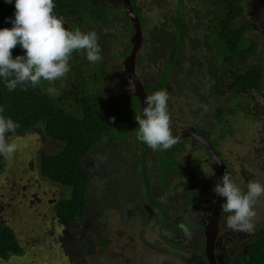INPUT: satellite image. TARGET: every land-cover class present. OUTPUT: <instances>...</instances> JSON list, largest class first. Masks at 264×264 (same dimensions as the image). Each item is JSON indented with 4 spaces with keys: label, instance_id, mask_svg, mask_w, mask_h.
Wrapping results in <instances>:
<instances>
[{
    "label": "rangeland",
    "instance_id": "1",
    "mask_svg": "<svg viewBox=\"0 0 264 264\" xmlns=\"http://www.w3.org/2000/svg\"><path fill=\"white\" fill-rule=\"evenodd\" d=\"M138 2L141 3L139 6L143 23L141 24V30L142 25L146 30L145 34L142 31V34L145 35V42L141 54L146 51L152 54L158 53L155 50L156 48L153 47L160 42L165 45L166 55L168 54L172 48L167 43L170 40L168 34L163 37L157 32V35H149L147 31L151 26L150 24L158 26V23L162 20L166 23L167 32H171L174 25H183L182 23L175 24L178 11L181 12V19L184 18L182 22L189 27H193L192 30L187 29L188 33H197L196 37L188 41L185 46L188 58L193 57L194 68L185 73L188 65L184 64L183 59L175 64L176 68L172 73L173 78L160 91V102L155 110L169 121L171 127H177L182 123L184 124V121L181 120V123L180 120H177V124L174 125L173 116L180 118V114H183L184 120H186L187 110L192 108L193 112L197 114V120L201 125L216 137L214 144L221 151L223 159L226 158L228 163L232 162L234 166L247 160L248 163L245 168L254 169L255 167L252 176L246 178L243 175L240 177L243 183H247L245 186H240L237 183L238 187L229 191L230 199L235 198L240 204L236 207L235 199L228 200V202L233 206L235 205L234 207L239 212L244 213L248 230L253 232L263 229L264 199L253 200V198L250 200V198L254 196V191L256 193L255 197L264 194V157L262 155L264 154V0H244L241 3L243 13L236 20L237 24H247V38H251L256 43V51L251 56L250 62L254 66L257 65L263 73L261 87L259 90L242 87L240 93L230 97H227L230 94L229 84L232 76L229 71L233 70L234 67L227 64L228 68L219 70L216 66L217 62L214 64L218 59L211 53L213 50L212 45L206 43L207 32L205 28L208 23L213 22L215 19L213 12L218 8L216 1L184 0L185 12L182 4L179 7L178 0H138ZM199 8L202 10H199ZM209 8L212 11L208 12ZM126 27L129 30L130 25ZM115 33L116 36L121 37V48L128 42L130 33L124 31L123 25H115ZM184 35L185 33H182L181 40H183ZM118 45L119 41L116 39V44L112 45L111 48L115 46L118 56L122 57L125 51L119 52ZM91 47L92 45H88L87 50L91 51ZM206 56H209V58ZM165 57L167 59L168 55ZM165 57H162L160 61H163ZM146 61L149 64L146 65L144 70L149 71V82L152 85V88L150 89L148 86V89H150V92H159L155 88L156 85L152 83L157 79L159 70L157 63L148 60V58ZM60 70V65L52 66V71L49 73L52 75L53 80ZM199 70L200 73L203 72L200 75H198ZM117 71L122 73L120 70ZM180 74L181 79H178L177 76ZM209 75L212 77H209ZM187 78L191 81H187ZM220 81L224 83L222 91L220 88L222 82ZM218 82H220L219 86L216 84ZM212 83H215L213 90L209 87ZM86 89L90 90V86L87 85ZM55 90L49 88L48 93L52 94ZM211 90L214 92L211 93ZM206 98L207 105H200L205 103ZM249 107H255V110L251 111ZM216 108L222 111L223 118L219 117L220 120L222 119V123L215 118ZM134 118L137 119V115ZM225 118L226 121H224ZM218 126L222 127L219 128ZM138 128L141 129L140 126ZM5 130L9 132V135H7V139H1ZM0 142L1 152L7 160V165L2 169L0 175V220L14 229L21 245L24 247L23 255L11 256L7 260L0 259V264H77L83 260L90 264H175L176 259L167 256V248L162 245L157 233L148 230L147 220L150 218V211H147L148 214L140 221L142 224L144 223L145 230L142 229L134 234H128L126 232L128 227H125V224L117 225L118 221L116 218L114 219L115 215L112 208L116 206L120 210V215L126 217L130 214L128 208L137 203L124 198L125 190H128V193L131 191L130 182L126 185L121 184L122 188L114 191L113 177L106 176L105 173L100 175L99 171H95L94 182L87 190L88 205L86 213L81 215L77 223L67 221L62 217H57L55 212V204L64 195L63 191L55 189L37 171V158L43 153L53 152L58 148V143L53 142L49 137L47 138L38 128L17 135L16 131L5 125H0ZM181 142L171 141L166 143L164 148L170 150ZM105 146V150L111 154L108 160L110 169H112L115 165L113 156L117 161H120V156L124 157L125 152H122V149L120 150L119 140L118 143L116 141L109 142ZM128 149L132 150L133 147H126V150ZM190 149L186 146L180 152V156L185 157L190 153L196 160L201 161L202 154L197 152L196 148ZM131 153L136 157V152L126 153V155L130 156ZM95 159L100 162L104 158ZM133 159L130 160L129 157H126L123 161L133 163ZM154 164L157 176L161 178L164 185H168V181L161 177L165 168L171 170L172 173L179 174L171 156L165 157V155H162L160 159H155ZM126 169L127 167L120 168L123 172ZM197 170L205 172L206 176L203 173L199 174L198 179L194 180L195 183L197 182L196 188L194 185L186 187L187 192L193 190L195 197L196 194L203 195L206 193L204 185L210 172L205 164H199ZM118 172L120 171L116 173ZM182 178L183 175L179 174L175 183ZM171 184L174 183L171 182ZM241 188L243 193L246 189L245 196L242 192L239 193ZM174 190H178V187L175 186ZM34 194L36 198H34ZM191 197L192 195L188 196V198ZM124 204L127 206L125 207ZM240 207L244 211H241ZM96 226L99 228L104 226L102 228L104 232L101 233V236L105 234L109 236L108 230H114L116 226L120 229L124 227L121 236L118 237L123 242L124 247L122 248L119 243L116 248L113 246L114 240L108 238L106 247L99 251L98 247L96 248L97 243L94 238L97 234L95 232ZM82 231H84L83 235L81 234ZM106 235L105 237H107ZM81 244L84 245L85 249L77 248ZM99 245H101V242ZM162 252L165 253L162 254ZM157 253H161V258L156 256ZM174 256L176 255L174 254Z\"/></svg>",
    "mask_w": 264,
    "mask_h": 264
},
{
    "label": "flooded vegetation",
    "instance_id": "2",
    "mask_svg": "<svg viewBox=\"0 0 264 264\" xmlns=\"http://www.w3.org/2000/svg\"><path fill=\"white\" fill-rule=\"evenodd\" d=\"M79 1L81 4L77 3V7L74 9L65 10L61 8L60 2L56 0L55 8L45 12L42 15L41 22L32 20L29 23V25H39V27L34 28L33 35L35 37L43 33L51 37L52 40L55 39L60 42L64 48L71 47L70 57L68 58L67 54H65L63 61L73 62L70 64L69 74L70 71H73L76 74V78L68 76L58 85L57 79L60 76V71L63 70V66H60L61 70L54 80L52 79L56 84V92L53 94V98L59 99L62 107L76 112V109H72L73 102L86 94V96L94 98L98 104L100 103L99 107L107 113L108 119L116 121V118H119V121L116 123L119 129H124L125 122L128 118L132 119L133 115H137V119L135 120L141 127L138 133L135 130L130 131L129 134L118 133L113 139L102 141V145H105L114 141L118 143L119 140L120 150L122 149V152H125L124 157L120 156V161L114 158L115 165L112 169H110L109 157L103 156L104 154L97 149L91 150L83 158L82 164L89 173L90 182L88 185L90 186L94 182L95 171H99L100 175L105 173L106 176L113 177L114 191L122 188L121 184L126 185L130 182L131 191L128 193V190H125L124 198L130 199V202L137 203L128 208L130 214L126 217L120 215V210L116 206L112 208L115 215L114 219L116 218L118 221L117 225L125 224V227H128L126 231L128 234H134L142 229L145 230L144 223L142 224L140 221L148 214L147 211H150V218L147 220L149 225L148 230L157 233L158 237H160V242L167 248V256L176 259L174 261L175 264H249L247 259L248 244L254 240L257 231L264 230V228L253 232L248 230L247 219L244 213L239 212L234 207L235 205L237 207L240 202L235 198H231L235 199V205L233 206L228 200H231L229 191L236 189L238 187L237 183L240 186L247 184L246 182L243 183L240 177L243 175L246 178L252 176L255 167L254 169L245 168V165L248 163L247 160L240 165L234 166L232 162L228 163L226 158L223 159L221 151L214 144L215 136L201 125L197 120V114L193 112L192 108L187 110L186 120H184L183 114H180V118L173 116L174 125L177 124V120L184 121V124L181 121L182 125L180 126H173L176 128L171 127L168 123L169 121L157 113L155 108L160 101L158 100L156 106L151 104V95L154 93L150 92L152 85L149 82V71H145L141 67L140 62L143 59V65H147L149 64L146 61L147 58H151L153 62L157 60L159 55L147 54L145 52L144 54L140 53L139 56V47L135 56L134 72L140 79L143 90L146 92L149 106L156 116L157 127L163 132H176L183 131L184 129L187 130L189 125H191L199 133L205 135L222 161L228 178L227 192L224 201L217 203L216 198L221 187V179L219 178L218 167L216 166L218 163L211 159L205 147L191 135L183 136L176 140L182 141L181 143H177V146H187L188 149L196 148L195 150L202 154L201 161L196 160L190 153L185 157H181V150L177 149L178 147L176 146L172 150L165 149L164 145L166 143L175 140L158 141L154 133L147 129L145 114L141 111L138 98L133 94V87L131 93H124L122 90L123 85L129 81V77L124 70V59L131 47L128 53L122 57L118 56L115 46L111 48L112 45L116 44V39L119 41V52H122L126 48V46L120 48L121 37L116 36L115 25H132L130 18L126 15L127 9L130 7L139 16V6L141 3L138 0ZM216 3L218 4L217 9L226 11L223 2ZM199 10L202 9L199 8ZM123 29L124 31H128L124 27ZM132 34L128 35L130 46ZM181 41V45H187L188 43V40L184 38ZM88 45H92L91 51H87ZM85 55H87L86 58ZM37 59H40L46 65L49 63L37 54L33 64ZM39 65L43 67L42 70L48 69V66ZM117 70H120L122 73H118ZM47 75L52 76L49 72ZM122 76L124 77L122 78ZM157 82L159 80L152 83L156 85ZM131 84L133 85L132 80ZM87 85L90 86V90L86 89ZM148 86L150 89H148ZM49 94L52 95L51 93ZM134 100H136L137 105L135 104L133 108L132 103ZM200 105H207V98L205 103H201ZM221 114L222 111L220 110L218 115H220V118H223ZM226 120L225 118L224 121ZM218 127L221 128L222 126ZM131 146L133 147L132 150H126V147L130 148ZM147 146L148 149L144 150ZM130 152H136V157L132 153L130 156L126 155V153ZM162 155L173 158L179 174L183 175V178L179 182L175 183L179 174L172 173L167 168L164 169L161 177L168 181V185H164L161 182V178H158L154 162L156 158L160 159ZM262 155L264 157V154ZM91 156H93V159ZM99 157H103L104 159L99 162L95 159ZM126 157H129L130 160L134 158L133 163L123 161ZM199 164H205L210 172L204 185L206 193L203 195L196 194L195 197L193 190L187 192L186 187L194 185L196 188L197 182H194L196 171L194 167ZM124 167H127V169L123 172L120 168ZM117 171L120 172L116 173ZM200 172L206 176L205 172ZM101 179L103 178L101 177ZM171 182L174 184H171ZM89 186H87L85 191L86 196ZM175 186L178 187V190H174ZM252 189L254 188L252 187ZM241 192L243 193L242 188L239 193ZM245 193L246 189L243 196H245ZM255 194L254 191V196H251L250 200L253 198V200L264 199V194L260 197H255ZM189 195H192V197L188 198ZM34 198H36L35 194ZM124 205L125 207L127 206L126 204ZM239 209L244 211L242 207ZM85 213L86 208L83 214ZM96 227L95 232L97 234L94 237L97 243L96 248L98 247V250L102 251V247L105 248L106 246L99 245V243L102 239L108 238L105 237L106 234L101 236V233L104 232L102 230L104 226L101 228ZM122 230H124V227L118 229L117 232L122 234ZM81 234L83 235L84 231ZM98 241L100 242L98 243ZM151 241L153 242V240ZM77 248L85 249L83 244ZM164 253L162 252V254ZM160 255L161 253H157L156 256L160 257Z\"/></svg>",
    "mask_w": 264,
    "mask_h": 264
},
{
    "label": "trees",
    "instance_id": "3",
    "mask_svg": "<svg viewBox=\"0 0 264 264\" xmlns=\"http://www.w3.org/2000/svg\"><path fill=\"white\" fill-rule=\"evenodd\" d=\"M40 1L45 0H0V125L8 126L11 130L21 132L29 131L36 125H41L45 135L58 143V148L53 152L41 154L37 158V171L40 176L47 179L55 189H61L63 196L55 204L57 217H62L67 221L74 223L79 222L84 209L88 205V197L85 194L89 186V173L82 164L83 158L94 149L100 141L113 139L118 133H130L135 130L140 131L134 115L125 122L124 129H119L116 121L108 119L109 116L104 112L99 104L94 100L82 95L81 98L73 102L72 109L67 110L62 107L60 100L53 98V94L48 93L49 88L55 90L56 84L52 76L47 73L52 71V66H63L60 76L57 79L58 85L66 77L76 78V74L70 71L71 61H63L64 55L70 57L71 47H63L57 40L46 38H37L28 32L29 22L36 19L37 13L44 6ZM61 8L65 10L77 7L79 0H57ZM179 7L182 4L185 12L184 0H178ZM244 0H222L226 11L215 9L213 14L215 19L206 25L207 39L206 43L213 45L216 49L211 53L219 58L216 64L219 70L228 68L231 64L233 70L231 83L229 84L230 94L227 97L240 93V88L259 90L263 73L259 67L250 62L251 56L256 51V43L251 38H247V24H237V18L243 13L241 3ZM177 11L178 8L176 7ZM212 11L211 8L208 12ZM165 15V14H163ZM142 23L141 15L138 16ZM184 19V18H182ZM181 19V12L177 13L176 23L183 25H174L171 32H167L164 20L158 23V26H151L148 29L149 35L161 34L163 37L168 34L171 50L168 52L166 59L165 45L161 42L155 45L158 52L153 55H159L157 63L159 74H157L156 89L159 92H153L151 95V104L157 105L160 98L159 94L163 87L169 84L175 64H178L181 58L178 56L184 50L181 46L182 33H185L184 39L193 40L197 33H188L187 29L192 30L184 24ZM186 19V18H185ZM129 26V25H126ZM123 27L127 30V27ZM129 33H133V27L128 28ZM142 31L146 32L142 25ZM157 32V33H156ZM167 32V33H166ZM145 35L142 34L140 51L144 48ZM126 46V48H124ZM124 55L128 53L130 46L128 42L122 46ZM88 51V50H87ZM147 54H152L146 51ZM49 62L42 63L37 59L33 64L36 55ZM88 55V54H87ZM85 55V58L87 57ZM140 56V55H139ZM165 57L163 61H160ZM209 58V56H206ZM140 59V57H138ZM194 68L193 57L189 58ZM151 61V58H148ZM141 59V67L144 69ZM39 64L48 66L47 70H42ZM215 64V62H214ZM183 71L181 72V74ZM199 73L198 75L202 74ZM178 79H181L180 76ZM209 77H212L209 75ZM31 79V83L28 79ZM162 78V79H161ZM128 82L123 85L124 93H131L133 85L128 78ZM222 88L224 86L223 81ZM218 82V86L220 84ZM54 83V84H53ZM37 84V86H35ZM212 83L211 85H214ZM178 86V85H177ZM179 87V86H178ZM243 91V90H242ZM63 100V99H62ZM136 100L132 106L137 105ZM56 105V106H54ZM103 106V105H102ZM106 108V107H105ZM218 109V108H216ZM249 110H255V107H249ZM243 114L242 112H237ZM243 118V117H242ZM216 119L220 121L219 117ZM1 139H7L8 131H4ZM216 138V137H215ZM218 138V137H217ZM116 139V138H115ZM1 143V142H0ZM177 147V146H176ZM148 149V146L144 150ZM179 150L185 149V146H178ZM172 150V149H171ZM7 165V160L0 149V175L2 169ZM198 175V174H197ZM196 180L198 177L196 176ZM108 230L107 238L113 239V246L118 247L123 242L118 238L121 236L117 230ZM108 239H102L101 245H107ZM104 247H102L103 249ZM115 248V251H116ZM24 254V247L21 245L14 229L7 223L0 220V259L7 260L11 256H20ZM119 256V255H118ZM247 259L249 264H264V230L257 231L255 238L248 244ZM77 264H90L84 260Z\"/></svg>",
    "mask_w": 264,
    "mask_h": 264
},
{
    "label": "water",
    "instance_id": "4",
    "mask_svg": "<svg viewBox=\"0 0 264 264\" xmlns=\"http://www.w3.org/2000/svg\"><path fill=\"white\" fill-rule=\"evenodd\" d=\"M126 15L130 18L132 22L133 34L131 35L130 38L131 48L129 50V53L124 59L125 62L124 70L126 71L128 77L132 80L133 94L138 98L141 111L145 114L147 129L152 131L156 136L157 140L160 142H166L168 140H178L183 136H189V135L195 137L209 152L211 159L218 163L216 164V166L218 167L219 178L221 179V187L218 192L216 200L217 203L223 202L227 192V179H228L227 173L223 171V164L220 162V158L217 155V151L213 148L211 143L206 139L205 135L199 133L191 125L187 128V130L184 129L183 131H176V132H163L157 127L156 116L149 106V101L146 92L143 90L141 81L134 72L135 56L139 50L142 40V30H141L140 20L138 15L130 7H128L127 9Z\"/></svg>",
    "mask_w": 264,
    "mask_h": 264
},
{
    "label": "clouds",
    "instance_id": "5",
    "mask_svg": "<svg viewBox=\"0 0 264 264\" xmlns=\"http://www.w3.org/2000/svg\"><path fill=\"white\" fill-rule=\"evenodd\" d=\"M55 1L56 0H45V1H41V3L42 4H44V6H42L41 7V9H40V11L37 13L38 15L36 16V21L37 22H41L42 21V15L45 13V12H47L48 10H52V9H54L55 8ZM216 2H222V0H215ZM139 20H140V18H139ZM31 22V21H30ZM29 22V23H30ZM29 25V24H28ZM140 25H141V22H140ZM35 27H39V25H29V28H28V32L32 35V36H34L35 37V35H33V32H34V28ZM45 36H47V35H45V34H43V33H40L39 34V36L37 37V38H46ZM49 37V36H48ZM49 38H51V37H49ZM189 41V40H188ZM210 45V44H209ZM185 46L186 45H182L181 47L182 48H184V50L183 51H181V53H179V57L181 58V59H183L184 60V64L185 65H188V67H187V69L185 70V73H187L190 69H193V67H192V64H191V61H190V59L188 58V53H187V51H185ZM173 47H174V45H173ZM172 47V48H173ZM212 48H214V49H216L213 45H212ZM217 52V51H216ZM216 52L214 53V54H216ZM216 57H217V55H216ZM217 59L219 60V58L217 57ZM218 60H216L215 61V63L217 62L218 63ZM182 70H183V68H182ZM157 74H159V70H158V72H157ZM149 76V75H148ZM158 79V78H157ZM156 79V80H157ZM187 81H191V79H189V78H187ZM28 82L29 83H31V79L29 78L28 79ZM217 84V83H216ZM218 85V84H217ZM212 90L215 88V84L214 85H210L209 86ZM220 88H221V91H222V86H220ZM220 88L218 89V91L220 90ZM212 90H211V93H213L212 92ZM54 106H56V105H54ZM217 111H216V113L215 114H217L216 116H218V114H219V112H220V110L219 109H216ZM216 116H215V118H216ZM218 117H220V116H218ZM138 123V122H137ZM138 125L140 126V124L138 123ZM190 126V125H189ZM35 128H38V129H40L41 130V132L44 134V132H43V130H42V127H41V125H36L35 127H33L32 129H35ZM31 129V130H32ZM141 130V129H140ZM17 132V131H16ZM25 132H27V131H24L23 133H25ZM18 134H20V135H22V133L20 132V133H17V135ZM45 135V134H44ZM47 138H48V136L47 135H45ZM52 141L53 142H56L55 140H53L52 139ZM57 143V142H56ZM102 141H100L99 142V144L97 143V145H95V147H94V149H97V150H99V152H101L102 154H104L103 156H107V157H110L111 156V154L110 153H108V151H106L105 150V145H102ZM91 152V151H90ZM89 154V153H88ZM87 154V155H88ZM86 155V156H87ZM92 157V159H93V156H91ZM114 158H115V156H113ZM220 162L222 163V161L220 160ZM197 167L198 166H196V167H194V169H195V171H196V175L195 176H199V174H201V170H197ZM223 171H225V169H224V167H223ZM198 174V175H197ZM87 208V207H86ZM85 210V209H84ZM84 213V212H83Z\"/></svg>",
    "mask_w": 264,
    "mask_h": 264
}]
</instances>
